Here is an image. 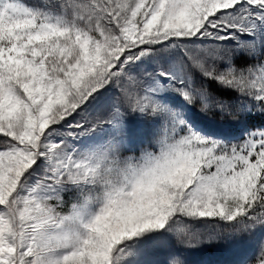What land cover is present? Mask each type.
Returning a JSON list of instances; mask_svg holds the SVG:
<instances>
[{"label":"snow or ice","instance_id":"obj_1","mask_svg":"<svg viewBox=\"0 0 264 264\" xmlns=\"http://www.w3.org/2000/svg\"><path fill=\"white\" fill-rule=\"evenodd\" d=\"M218 117L264 121V0H0V264L264 231V122Z\"/></svg>","mask_w":264,"mask_h":264},{"label":"rangeland","instance_id":"obj_2","mask_svg":"<svg viewBox=\"0 0 264 264\" xmlns=\"http://www.w3.org/2000/svg\"><path fill=\"white\" fill-rule=\"evenodd\" d=\"M211 126L218 131L239 135L243 130L236 132L230 131L225 127H220L218 121H212ZM257 126V125H256ZM129 130L135 135L138 141L146 140L150 132V126L130 116L128 120ZM132 154V153H130ZM135 154H138L135 153ZM264 238V231L256 230L251 236L244 239H232L230 242L213 241L197 247L198 255L196 262H191L179 249L176 239L169 236L167 243L161 244L160 249L147 250L142 257L144 264H167L168 257L171 253H178L184 264H247V262L258 252V243ZM175 244V245H174Z\"/></svg>","mask_w":264,"mask_h":264},{"label":"trees","instance_id":"obj_3","mask_svg":"<svg viewBox=\"0 0 264 264\" xmlns=\"http://www.w3.org/2000/svg\"><path fill=\"white\" fill-rule=\"evenodd\" d=\"M218 121V125L220 127H225L226 129L230 130V131H233V132H236V131H239V130H243L245 127H252V126H256V125H259L260 123L264 122L262 121L261 118L259 117H253L247 121H234L231 117H225V118H217L216 119ZM247 236H244V237H236V238H233V239H244L246 238ZM169 239V236L162 239L161 242L153 247H151L152 249H156V250H159L160 249V246L161 244H164V243H167L169 242L168 241ZM175 245V244H174ZM177 249H179L191 262H196V257L198 255V251H197V247H194V248H186L184 246H181V245H177L176 246Z\"/></svg>","mask_w":264,"mask_h":264}]
</instances>
